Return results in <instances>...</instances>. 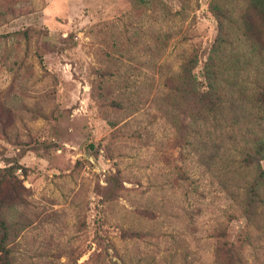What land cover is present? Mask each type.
<instances>
[{
	"label": "rangeland",
	"instance_id": "rangeland-1",
	"mask_svg": "<svg viewBox=\"0 0 264 264\" xmlns=\"http://www.w3.org/2000/svg\"><path fill=\"white\" fill-rule=\"evenodd\" d=\"M143 1L0 0V175L18 179L26 199L5 209L25 225L10 236L13 264H264V207L241 263L213 253L248 226L237 184L252 172L238 174L234 159L239 132L264 129V107L243 117L224 100L205 157L172 146L177 117L152 98V66L176 70L195 50L201 72L218 34L215 0H156L153 11ZM218 2L227 51L248 67L245 92L231 91L240 102L264 50L254 54L236 25L245 0ZM110 174L123 190L102 202Z\"/></svg>",
	"mask_w": 264,
	"mask_h": 264
},
{
	"label": "trees",
	"instance_id": "trees-1",
	"mask_svg": "<svg viewBox=\"0 0 264 264\" xmlns=\"http://www.w3.org/2000/svg\"><path fill=\"white\" fill-rule=\"evenodd\" d=\"M143 2L145 3V0ZM245 2V7L247 5L248 7L244 8L245 10L239 15V23L236 22V25L250 49L255 52L254 54L256 52L258 54L259 51L264 50V31L262 32L256 25L258 21L255 17L257 16L264 22V0H245ZM158 3L159 1L152 0V11L155 4ZM183 8H185V3H182L181 9ZM212 8L218 21V34L209 48L199 74L195 71L199 62V56L195 50L183 58L176 70L166 72L160 64L157 72H153L154 66H152V98L155 99L159 96L160 101H164L163 106L159 109L164 112H173V117H177L178 120L175 122L172 146L181 148L195 146L200 153L204 147L203 154L208 151L212 152L207 148L213 131L207 125L215 121V116L221 112L224 100L228 101L231 108L236 109L232 108V110L237 111V114L243 117L245 113L250 112L252 104L258 106L259 109L264 107V69L259 65L252 70L259 80L252 88L250 96L241 97L240 102L234 100L235 97L232 96L231 91L245 92L246 88L241 81H243L242 75L244 72L247 73L248 67L235 63L236 54L227 51V23L225 20L229 17H226L228 12L226 3L215 0ZM171 14H179V11ZM166 46L167 40L165 39L159 50L165 49ZM242 55L244 54L242 53ZM240 71L241 75H239ZM156 73H158V77L155 88ZM119 106L122 108V105L117 101V107ZM244 125L252 128L248 124ZM261 129L251 130V132L245 129L239 132L238 137L242 143H239L234 159L238 174L252 172L249 180L243 178L237 184V189H242L238 201L239 212L248 226L237 241L227 242L218 239V244L213 252L214 255H229L230 257L237 255L239 263L242 261L240 255H243L244 243L250 244L252 233L249 225H252L256 220L259 209L264 207V167L261 165L264 160V129L260 131ZM207 131L210 138L204 136ZM230 137L234 141L237 139L235 135H230ZM180 154L182 153L180 152ZM210 155L211 153H207L205 157ZM23 189L24 187L14 176L0 175V264H13V241L10 236H15L18 230L25 228V225H20V223L9 222L6 216L7 210H5L25 205ZM104 189L102 202L113 200L119 196L123 185L117 174L108 175ZM144 212L150 211L144 210ZM217 233L218 238L224 236L223 230H219Z\"/></svg>",
	"mask_w": 264,
	"mask_h": 264
}]
</instances>
